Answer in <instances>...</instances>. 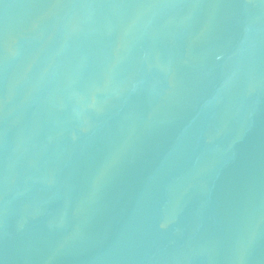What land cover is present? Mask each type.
<instances>
[{
    "label": "water",
    "instance_id": "1",
    "mask_svg": "<svg viewBox=\"0 0 264 264\" xmlns=\"http://www.w3.org/2000/svg\"><path fill=\"white\" fill-rule=\"evenodd\" d=\"M0 264H264V0H0Z\"/></svg>",
    "mask_w": 264,
    "mask_h": 264
}]
</instances>
